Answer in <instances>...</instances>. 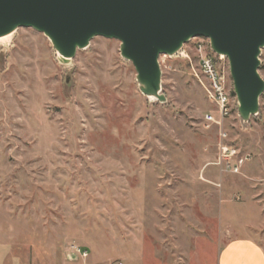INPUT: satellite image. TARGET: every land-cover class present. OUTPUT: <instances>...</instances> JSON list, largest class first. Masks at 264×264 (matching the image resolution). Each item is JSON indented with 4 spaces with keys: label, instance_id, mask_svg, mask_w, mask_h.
Returning <instances> with one entry per match:
<instances>
[{
    "label": "rangeland",
    "instance_id": "374dc122",
    "mask_svg": "<svg viewBox=\"0 0 264 264\" xmlns=\"http://www.w3.org/2000/svg\"><path fill=\"white\" fill-rule=\"evenodd\" d=\"M119 42L94 38L66 65L51 43L20 28L0 43V264H192L225 238L264 249V93L237 114L227 60L206 39L160 56L163 103L143 96ZM224 76L221 127L198 47ZM258 73L264 81V49ZM250 160L217 165L219 134Z\"/></svg>",
    "mask_w": 264,
    "mask_h": 264
},
{
    "label": "water",
    "instance_id": "95a60500",
    "mask_svg": "<svg viewBox=\"0 0 264 264\" xmlns=\"http://www.w3.org/2000/svg\"><path fill=\"white\" fill-rule=\"evenodd\" d=\"M20 28L42 34L63 65L94 38L118 41L139 92L161 103L159 57L206 39L227 60L241 121L258 113L264 0H0V38Z\"/></svg>",
    "mask_w": 264,
    "mask_h": 264
},
{
    "label": "built area",
    "instance_id": "2783aa9c",
    "mask_svg": "<svg viewBox=\"0 0 264 264\" xmlns=\"http://www.w3.org/2000/svg\"><path fill=\"white\" fill-rule=\"evenodd\" d=\"M199 69L207 81V98L218 109V117L206 115L204 121L208 125L221 127L224 120L229 116L230 97L224 85V76L218 70L216 62L212 57L202 53L201 47H198ZM220 60L223 57L217 56ZM220 142L217 145V165L224 171L233 175L240 174L243 165L248 163L250 157L248 155H238L234 149H231L226 143V134H219ZM65 257L68 261H76L77 259L85 260L88 257L86 250L80 247H72L66 251ZM121 264V263H117Z\"/></svg>",
    "mask_w": 264,
    "mask_h": 264
},
{
    "label": "crops",
    "instance_id": "0c3cea01",
    "mask_svg": "<svg viewBox=\"0 0 264 264\" xmlns=\"http://www.w3.org/2000/svg\"><path fill=\"white\" fill-rule=\"evenodd\" d=\"M223 237V242L220 240L219 243L203 246L201 250L195 252L192 264H264V249L255 241L244 237L231 239L225 238L224 235ZM69 263L72 262L68 260L58 262Z\"/></svg>",
    "mask_w": 264,
    "mask_h": 264
},
{
    "label": "bare ground",
    "instance_id": "6f19581e",
    "mask_svg": "<svg viewBox=\"0 0 264 264\" xmlns=\"http://www.w3.org/2000/svg\"><path fill=\"white\" fill-rule=\"evenodd\" d=\"M10 36L11 35H8V36H5V37L0 38V43H5L6 41H8V39L10 38Z\"/></svg>",
    "mask_w": 264,
    "mask_h": 264
}]
</instances>
